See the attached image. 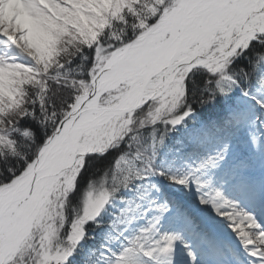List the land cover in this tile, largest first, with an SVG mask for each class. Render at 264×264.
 I'll return each mask as SVG.
<instances>
[{
    "label": "snow or ice",
    "instance_id": "6c2138e0",
    "mask_svg": "<svg viewBox=\"0 0 264 264\" xmlns=\"http://www.w3.org/2000/svg\"><path fill=\"white\" fill-rule=\"evenodd\" d=\"M0 264H264V0H0Z\"/></svg>",
    "mask_w": 264,
    "mask_h": 264
}]
</instances>
